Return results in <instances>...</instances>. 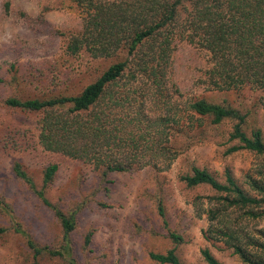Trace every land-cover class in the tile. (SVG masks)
I'll return each instance as SVG.
<instances>
[{"label": "trees", "instance_id": "16d2710c", "mask_svg": "<svg viewBox=\"0 0 264 264\" xmlns=\"http://www.w3.org/2000/svg\"><path fill=\"white\" fill-rule=\"evenodd\" d=\"M67 9L80 27L66 38L65 51L94 61H108L93 80L76 94L46 98H8L10 108L41 115L38 144L49 153L90 166L104 182L121 173L145 169L167 172L174 161L203 139L208 130L234 122L226 154L246 150L264 156V132L255 126L246 132L248 114L230 106L194 98L182 106L173 84V58L177 44L185 42L207 57L201 86L208 92L250 89L259 93L258 107L264 128V0H70ZM58 166H47L37 190L19 162L13 174L34 190L56 218L62 232L60 246H38L19 223L0 227V236L12 231L21 236L33 262L47 256L76 264L71 234L80 205L63 211L51 203L46 191ZM178 180L186 188L207 186L214 195L196 196L197 218L206 217L200 251L205 264H223L209 247L230 251L240 264H264V178L246 176L248 190L227 171L218 181L205 169L192 166ZM159 185V182H156ZM162 195L153 197L157 216L175 245L182 237L169 229ZM1 206V205H0ZM6 209L5 205H2ZM92 233L83 247L91 244ZM156 264H184L175 248L149 252Z\"/></svg>", "mask_w": 264, "mask_h": 264}, {"label": "rangeland", "instance_id": "374dc122", "mask_svg": "<svg viewBox=\"0 0 264 264\" xmlns=\"http://www.w3.org/2000/svg\"><path fill=\"white\" fill-rule=\"evenodd\" d=\"M70 3L0 0V227L11 228L19 223L38 246H60L62 232L53 213L12 171L15 162L21 163L39 190L44 169L56 164L53 184L45 194L63 211L80 205L76 229L71 234L76 264H156L148 253H165L171 248L184 264H205L200 251L209 246L202 235L208 222L205 216H195L192 201L196 196L214 193L207 186L186 188L178 176L196 166L220 182L228 171L247 190L246 176L262 180L264 156L246 150L226 154L233 145L227 139L234 122L225 121L205 132L203 139H196V144L182 153L167 172L155 175L145 169L115 174L107 183L90 166L41 148L37 140L40 114L5 104L8 98L76 94L97 71L109 65V60L94 61L86 54L73 57L66 53V38L80 27L77 15L67 9ZM174 54L172 79L181 94L176 100L181 109L194 98H202L247 113L246 132L255 126L264 132L257 91L245 88L208 92L200 84L206 55L185 42L176 45ZM154 195H162L169 229L182 237L179 245L168 238L153 205ZM90 232L91 244L84 248V237ZM209 248L223 264H240L230 251ZM32 262V253L21 236L12 231L0 236V264ZM37 264L67 263L42 256Z\"/></svg>", "mask_w": 264, "mask_h": 264}]
</instances>
